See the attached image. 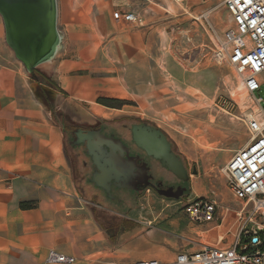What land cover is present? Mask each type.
Masks as SVG:
<instances>
[{
	"label": "crops",
	"instance_id": "obj_1",
	"mask_svg": "<svg viewBox=\"0 0 264 264\" xmlns=\"http://www.w3.org/2000/svg\"><path fill=\"white\" fill-rule=\"evenodd\" d=\"M91 1L75 0L71 8L68 0H57L58 22L84 31L78 25L88 20L92 24L88 31L95 38H111L125 56L138 54L141 46H148L147 40H155L163 30L168 35L185 32L189 39L190 30L183 24L198 10L189 7L197 0H186L180 6L169 0L179 7L173 13L162 0ZM163 10L168 14L164 16ZM130 13L140 23L126 22ZM2 26L0 16V56L6 51V58L0 57V264H47L51 251L76 258L75 264L170 263L180 254L195 253L209 244L205 235L222 226H193L182 213H165L155 206L150 217L146 215L147 198L133 209L130 199L126 200L128 214L117 213L101 201L100 207L94 204L80 186L67 147L65 123L53 117L57 110L47 111L42 97L32 94L20 62L2 47ZM59 36L61 40L60 32ZM73 68L72 64L64 66V70ZM37 84L49 92V98L56 99L65 91L70 97L89 101L82 94L84 84L77 79L65 80L63 85L55 82L54 87ZM109 216L110 221L118 218L126 224L103 226Z\"/></svg>",
	"mask_w": 264,
	"mask_h": 264
},
{
	"label": "rangeland",
	"instance_id": "obj_2",
	"mask_svg": "<svg viewBox=\"0 0 264 264\" xmlns=\"http://www.w3.org/2000/svg\"><path fill=\"white\" fill-rule=\"evenodd\" d=\"M68 1L72 8L75 0ZM163 1L170 5L171 13L178 12L179 7L174 3ZM223 2L197 0L189 6L192 11L198 9L183 24L185 30H190L189 39L184 36L185 32L168 35L163 30L156 34L155 40H147L148 46H141L138 54L126 56L113 46L111 38H95L88 31L92 26L88 20L78 25V28L84 27V31H75L73 24L61 20L57 28L63 38L53 60L56 66L51 72L45 69L28 72L8 46L4 22L2 26L3 49L20 62L25 75L23 80L27 81L32 94L42 97L45 109L57 110L53 114L56 120L68 122L72 119L85 126L102 120L107 131L120 129L125 123L131 127L137 122H145L160 128L168 136L177 153L190 168L197 169V174L191 177V189L184 199L147 197L150 207L146 209V215L151 217V212H156L155 206L164 208L165 213L176 210L187 217L176 205L178 202L197 196L216 199L222 216L227 209L230 214L220 229L205 235L206 241L215 246L222 237L225 240L221 244L231 242L237 229V213L244 204L232 196L223 169L249 142L248 118L257 110L254 98L241 86L233 67L214 58L220 40L234 25ZM163 12L164 16L168 14ZM1 53L3 56L0 57L6 58V51ZM66 64L75 68L64 70ZM41 76L49 83L62 85L68 79L80 80L84 84L82 94L88 96L89 101L70 97L65 91L56 99L49 98V92L37 84L46 85ZM261 94L264 97V89ZM72 140L69 134L67 147L74 163L82 167L86 161L91 165L82 147L71 146ZM91 170L92 166L87 168L85 177H90ZM80 186L84 188L81 182ZM147 199H130V208H137L139 202ZM100 200L115 212L128 214L126 198L114 202ZM110 218L105 217L102 225L110 226ZM192 223L193 226H208ZM229 231L231 233L227 235Z\"/></svg>",
	"mask_w": 264,
	"mask_h": 264
},
{
	"label": "built area",
	"instance_id": "obj_3",
	"mask_svg": "<svg viewBox=\"0 0 264 264\" xmlns=\"http://www.w3.org/2000/svg\"><path fill=\"white\" fill-rule=\"evenodd\" d=\"M185 1L173 0L178 5ZM223 5L234 25L220 40L214 58L233 67L241 86L257 106L248 118L249 142L223 169L229 191L244 204L237 213L234 238L223 247L203 245L199 251L180 254L170 263L144 260L122 264H264V97L261 94L264 89V0H224ZM125 20L140 23L134 13L127 14ZM176 205L198 225L223 226L229 219L230 209L222 216L216 199L189 198ZM224 240L222 237L220 242ZM76 261L55 251L46 258L47 264H75Z\"/></svg>",
	"mask_w": 264,
	"mask_h": 264
},
{
	"label": "water",
	"instance_id": "obj_4",
	"mask_svg": "<svg viewBox=\"0 0 264 264\" xmlns=\"http://www.w3.org/2000/svg\"><path fill=\"white\" fill-rule=\"evenodd\" d=\"M0 16L4 22L6 42L17 59L30 73L37 69L44 70L45 62L53 61L56 53L54 42L58 37L57 0H0ZM133 134L134 142L139 148L161 160L171 172L185 179L184 167L172 152L171 144L160 128L136 125L133 127ZM77 136L75 144H86L88 155L98 170L94 173L92 182L109 196L112 181L119 183V187L135 188L136 186H129L127 181L140 178V174L143 180L146 179L144 169H137L135 159L129 156L121 142L97 131L83 134L79 130ZM174 198L179 200L180 195Z\"/></svg>",
	"mask_w": 264,
	"mask_h": 264
},
{
	"label": "flooded vegetation",
	"instance_id": "obj_5",
	"mask_svg": "<svg viewBox=\"0 0 264 264\" xmlns=\"http://www.w3.org/2000/svg\"><path fill=\"white\" fill-rule=\"evenodd\" d=\"M64 123L67 138L69 134L73 138L71 146H73L74 148L82 147L87 157H89L90 159L91 165H89L86 161H83L82 167L76 164L75 166L76 169H78V179L84 187L83 190H85L86 195L91 197L92 201L97 207H100V205H98L101 201L100 199H105L108 201L111 200V202H114L119 201L122 198H126V200H129L132 198H147L155 195L164 199L176 200L174 197L180 195L179 200H181L187 197V195L189 194L191 189V177L197 174V169L195 167L190 168L188 166L181 155L177 153L167 135L166 136L168 138V141L171 144L172 152L179 158L184 167L185 179L171 172L166 166L163 165L161 160L156 159L154 156L148 155L145 150L139 148L134 142V126L145 125L157 128L156 126L145 122H137L130 127L125 123L121 126L120 129L107 131L106 125L102 120H98V122H96L95 124H90L88 126L77 123L72 119H70L68 122L64 121ZM79 130H81L83 134L97 131L108 138H112L116 141L121 142L122 145L128 150L129 156H132L135 159L137 169H144L146 173V179L143 180L140 174V178H137L134 181L128 180L127 184H129V186H136L135 188L119 187V183H115L114 181H112L111 193L109 196L106 191H104L102 188L97 187L96 184L92 182V177L95 172H98V170L96 165H94L92 158L88 155L86 144H75V142L78 140L77 133ZM126 155L127 152L124 153V157H126ZM90 166H92V170L90 172V177L87 178L85 176H87V168ZM84 169L86 170L85 175H83ZM137 169H135L136 172ZM121 183L123 184V182ZM88 187L92 188V191L90 189L87 191L86 188Z\"/></svg>",
	"mask_w": 264,
	"mask_h": 264
},
{
	"label": "trees",
	"instance_id": "obj_6",
	"mask_svg": "<svg viewBox=\"0 0 264 264\" xmlns=\"http://www.w3.org/2000/svg\"><path fill=\"white\" fill-rule=\"evenodd\" d=\"M34 74H35V72H34ZM35 77H36V75L33 77L34 79H35ZM42 77V79L44 80V81H46V85L47 86H50V87H54L55 86V83L54 82H51V83H49V81L48 80H46V77L44 78V76H41ZM36 80V79H35ZM39 82H41V81H39ZM42 83V82H41ZM48 83V84H47ZM22 207L23 208H26L27 207V204H22ZM111 223H112V225H114V226H124L125 224H126V221L125 220H121V219H118V218H113V219H111V221H110ZM262 249L264 250V246L262 247Z\"/></svg>",
	"mask_w": 264,
	"mask_h": 264
},
{
	"label": "bare ground",
	"instance_id": "obj_7",
	"mask_svg": "<svg viewBox=\"0 0 264 264\" xmlns=\"http://www.w3.org/2000/svg\"><path fill=\"white\" fill-rule=\"evenodd\" d=\"M178 6H180V5H178ZM57 35H58V37H57V41L55 40V42H54V48H56V50H57V48L59 47L58 45H59V42H60L59 32L57 33ZM44 69H45L46 71L51 72V71L53 70V62H52V61H46V62H45V67H44ZM139 181H140V180H139Z\"/></svg>",
	"mask_w": 264,
	"mask_h": 264
}]
</instances>
